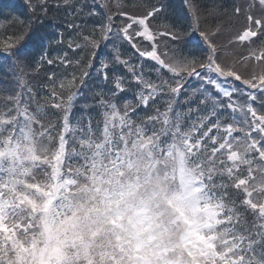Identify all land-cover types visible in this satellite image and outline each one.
<instances>
[{
    "label": "snow or ice",
    "instance_id": "1",
    "mask_svg": "<svg viewBox=\"0 0 264 264\" xmlns=\"http://www.w3.org/2000/svg\"><path fill=\"white\" fill-rule=\"evenodd\" d=\"M63 3L74 38L48 0L0 38V264H264V0L234 5L226 42L199 0Z\"/></svg>",
    "mask_w": 264,
    "mask_h": 264
},
{
    "label": "trees",
    "instance_id": "2",
    "mask_svg": "<svg viewBox=\"0 0 264 264\" xmlns=\"http://www.w3.org/2000/svg\"><path fill=\"white\" fill-rule=\"evenodd\" d=\"M1 2H9V0H0V3ZM85 2L86 0H77V3L80 5L81 4L84 5ZM89 2L90 0L87 1L86 5H89ZM23 3H24V0H21L22 5ZM48 7L50 9V11L47 13V16H46V21L48 22H53L54 19H56L58 22H62L66 20V16L69 10L71 9V7L63 3V0H48ZM179 11L184 12L183 9ZM119 24H120V21L117 20V26H119ZM15 30L18 31L19 26L16 25ZM110 49L111 48L109 47L108 49H106V51H110Z\"/></svg>",
    "mask_w": 264,
    "mask_h": 264
},
{
    "label": "rangeland",
    "instance_id": "3",
    "mask_svg": "<svg viewBox=\"0 0 264 264\" xmlns=\"http://www.w3.org/2000/svg\"><path fill=\"white\" fill-rule=\"evenodd\" d=\"M231 1H232V3H234L235 0H231ZM242 1L244 2V4H245V3H252V2H253V0H242ZM227 3H228V4H231L230 0H227ZM216 5H217L216 9L219 10V9H220V6H219L218 4H216ZM144 13H145L144 10H142L140 14H144ZM233 18H234L235 21H237L236 17L233 16ZM239 19H240L239 23H244V18H243V17H240ZM4 20H5V19H4ZM224 20H225L226 23L230 22L229 19H228V21H227L226 19H224ZM239 23H238V24H239ZM240 26H241V25H240ZM241 27H242V26H241ZM240 29H241V28L239 27V28L233 30V32L229 35V37H230V36H234V35H235ZM226 38H227V36L225 35V36L223 37V39L226 40ZM227 39H228V38H227ZM254 39H256V38H254ZM224 42H226V41H224ZM231 46H233L232 49H234L235 51L240 47V46H238V45H236V44L231 45ZM134 56H136V55H134Z\"/></svg>",
    "mask_w": 264,
    "mask_h": 264
},
{
    "label": "bare ground",
    "instance_id": "4",
    "mask_svg": "<svg viewBox=\"0 0 264 264\" xmlns=\"http://www.w3.org/2000/svg\"><path fill=\"white\" fill-rule=\"evenodd\" d=\"M20 1H21V0H20ZM172 4H173L174 8L177 7L178 10H182V9H183V8H182V5H183L182 0H172ZM211 4H212V5H215V4H216V1H212Z\"/></svg>",
    "mask_w": 264,
    "mask_h": 264
}]
</instances>
